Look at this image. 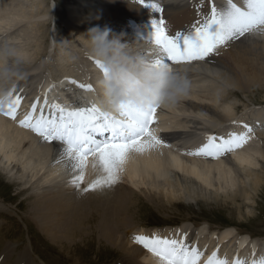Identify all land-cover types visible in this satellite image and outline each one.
Here are the masks:
<instances>
[{"label":"bare ground","instance_id":"obj_1","mask_svg":"<svg viewBox=\"0 0 264 264\" xmlns=\"http://www.w3.org/2000/svg\"><path fill=\"white\" fill-rule=\"evenodd\" d=\"M23 1L25 3L29 0ZM32 1L34 4H25V6L23 3L18 4L13 1L14 6L17 3L20 8H24L22 13L1 12L0 14V45H8L15 51L17 56L10 63H14L16 70L21 74L20 78H13L8 84V91L12 92L14 97L17 94L20 96L19 106L16 108V118L0 115V174L8 182L19 186L23 193L28 192L27 200H32L33 211L40 223L41 233L51 240L60 239L62 241L61 238H63L74 241L77 238L81 240L88 233H84L87 231L85 228L88 227V231L96 230L99 237L106 243L122 252L123 256L117 264H140L138 261L143 264H159L158 258L148 254L147 251V254L144 253L136 245L134 239H130L133 228H129L126 219L136 205L133 202L136 197L134 190H143L142 193L147 191L152 199L156 196L168 203L174 200L185 204H196L199 201L215 202L220 198L234 201V197L240 201L254 203L253 196L257 194L264 183V134L262 137L259 136L258 140V144H262L261 147H249L245 151L225 157L223 160H218L217 157L205 160L203 155L189 153H195L206 143V140H202L201 136L222 128L236 117L233 116L232 105H216L217 98L213 96V92L218 95L223 94L222 98H224L229 95V91L244 94L246 89L263 87L261 98L264 99V37H261L264 30L246 33L244 37L232 42L229 46L221 47L219 51L224 50L228 60L214 54L207 61L210 63L208 65L196 63V67L175 66L174 68L185 72L192 85L195 82L201 84L204 81L205 84L210 80L213 81L216 89L210 86L211 93L206 96L202 95V97L189 92L176 107L167 108L168 114L161 118V125L154 132L157 136L158 131H161L157 137L165 141L167 146L161 145L144 152H131L122 165V170L118 173L117 181L112 186H97L95 191H92L94 188L85 191L87 185L93 184L92 176L95 175L96 180L106 176L98 163V158L88 156L82 171H74L69 167L70 162L61 159L62 147L47 144L35 132L21 129L18 127L17 121L19 123L21 116L25 117L31 111L34 103L37 106V111L33 114L39 115L41 107L45 105L46 98H48V103L60 102L66 107L72 106V103H74L73 106H85L93 103L89 101L99 96L96 81L101 70L97 67L95 60L89 57L88 61L91 59L89 61L91 74L89 76L78 74L77 67L83 61H68L69 54L62 49L52 55L50 62L45 63L46 74H43L41 72L42 63L40 64L38 61L44 55L37 52L41 46L36 44L37 49L34 55L33 52L31 55L27 52L28 50L24 49L25 47L23 48L24 38L20 39V34L14 36L8 34L9 31L16 30L22 19L33 20L45 16V12H42L43 15L40 14L41 5L36 4L37 0ZM92 1L91 4H89L90 2L85 4L90 6L89 10L93 12L94 22L83 19L85 17L81 16L78 11L80 5L76 1H65L68 16L75 23L74 27H78L79 31L77 32L80 33V36H82L81 31H88L92 27H97L98 23L107 22L108 25L113 26L109 29L112 28L114 34L123 33V41L128 43L143 41H140L131 30L126 29L130 26L127 25V22L136 20V18H141L145 22L147 19L151 21L158 19L159 12L147 9L149 3L159 5L163 9L164 18L176 15L177 23L174 25V32L189 30L197 19L203 20V17L210 11L208 0H192L190 3H187L186 0H177V3H172L171 0H160V2L144 0V3H140L139 0H126L125 3L117 2V0ZM216 2L219 5L227 4V0H216ZM233 2L242 7L245 0H233ZM201 6L202 11L198 15V8ZM41 7L43 8V6ZM55 7L56 5H54V9ZM86 10L88 11V9ZM37 23L38 21L31 24L35 28L34 33L38 26L42 27L44 32L48 26L47 21L43 22L41 26ZM140 27L152 29L151 26L142 23H140ZM71 31L73 32V30ZM81 38L87 44L86 38L84 36ZM57 39L54 37L51 44L53 45L54 41L60 44ZM144 44L149 51L155 49L152 44L145 42ZM26 45L28 46V43ZM85 59L87 60V58ZM206 79L208 80L206 81ZM71 81L76 83H71ZM80 84L91 85L92 90L85 91L78 87ZM25 91H31V93L24 97ZM29 100L30 102H28ZM18 108L21 112L18 111ZM248 112L246 111L244 115H247ZM256 115L264 117V110L252 114V117ZM242 129L245 131L246 128ZM235 134L239 135V133ZM74 176H80V181L84 180L85 184V188H83L84 185L83 187L79 186L81 192L78 191L77 195H73L70 191L66 192L62 188L64 182L66 184L73 182ZM189 226H191L190 223L184 225L181 231L188 232L189 228L187 227ZM207 226L204 225L201 227L202 231L198 232L199 237H202L201 242L207 241L204 231L211 235L221 236V241L230 237L237 238L239 245L248 241L246 237H238L233 228H226L216 233L211 232ZM134 234L135 236H146L143 235L144 233L135 232ZM255 244L264 249L263 239L255 241ZM229 245L231 242L223 246L222 249L225 251ZM209 249L212 247L210 246ZM12 255L13 250L7 246L0 257V264L8 263ZM15 262L17 264H32L27 251L19 253Z\"/></svg>","mask_w":264,"mask_h":264},{"label":"rangeland","instance_id":"obj_2","mask_svg":"<svg viewBox=\"0 0 264 264\" xmlns=\"http://www.w3.org/2000/svg\"><path fill=\"white\" fill-rule=\"evenodd\" d=\"M13 1L18 2V4L23 3L24 6L25 4H34V1L32 0L25 3L23 0H19L21 2L18 0ZM13 1L0 0V14L1 12L22 13L24 11V8H20L17 3H15L14 6ZM65 1L68 0H37L36 4L43 6V8L40 6L41 9L39 12L42 15L45 12V16L33 20L22 19L23 21L21 20L19 25L16 27V30L9 31L8 34L10 36L20 34V37H18L20 39L24 38L23 48L25 47L24 49H26V51L28 50L27 52L30 54L33 52L32 54L34 55L35 50L37 49L36 44L41 46L37 52L44 55L43 58L38 61L40 64L42 63L41 72L43 74H46L44 70V68H46L45 63L51 61V57L54 53L60 52L64 49L69 54V58L67 59L68 61H83L82 64L77 67L78 74L89 76L91 74L89 72V70H91L89 61L91 59L88 61L89 56L86 55L87 44L84 43L81 38L82 36H80V33L77 32L79 31L78 27H74L75 23H73L70 16H68V8L65 7ZM72 1H76L80 5L78 11L81 13V16L86 18H83L84 20L94 22L93 12L89 10L90 6L85 4L87 2H90L89 4H91V2H93L92 0ZM101 1L110 2L112 0ZM119 1L120 3L126 2V0H117V2ZM158 1L160 2V0ZM212 1L215 2L216 0ZM171 2L177 3V0H175V2L174 0H171ZM54 5H56L57 8L55 7L54 9ZM19 9L20 11H18ZM86 9H88V11ZM175 17L176 15L174 14L171 18L166 17L167 21L165 20L166 23L168 22L172 24L173 29L174 25L177 23V18ZM136 20L142 24L152 26L153 20L151 21L150 19H147V22L143 21L141 18H136ZM157 20H159V18ZM36 21H38L37 24H40V26L43 22L47 21L48 26L44 29V32L43 28L38 26V28H36V33H34L35 28L31 24ZM106 24L107 22H102L101 24L98 23L97 26L100 28L113 27L111 24ZM71 30H73V32ZM86 32V30L81 31V35ZM111 32L113 33L112 28ZM262 36L264 37V34H262L261 37ZM54 37L58 38L57 40L60 44H58L57 41H54L55 44H51ZM25 42L26 44L28 43L30 48L25 44ZM219 50L220 49H218L215 55L219 58L228 60V56H225V51ZM85 58H87V60ZM85 60L86 63H84ZM91 76L93 77V75ZM207 80L208 79H206V81ZM204 82L201 84L198 82H195V84L193 83V85L191 84L192 87H190V93H194L202 97V95L206 96L208 93H211L210 86L216 89L213 81L208 80L205 84ZM260 89L252 87L249 90L246 89L244 94L241 92L229 91V95L224 98H222L223 94L218 95L216 92H213V96L217 98V106L224 104L232 105L234 108L233 116H236L235 118L237 119H235L234 122H236L243 119L242 115H244L246 111L252 110L256 112L257 109L259 111L262 108L264 109V99L261 98V95H263V87ZM31 91L29 93H31ZM25 92L28 93L27 91ZM26 93L24 95H26ZM248 120H252V118H247L246 121ZM219 129L221 128H218L217 130ZM83 181L84 180H82V182L79 181V184H73V182H67L66 184V182H64L65 184L62 188L66 190V192L70 191L73 195H77L79 193L78 191L81 190L79 186L83 187L84 185L83 188H85ZM94 181H96L95 175L92 176V182ZM122 184L128 186L124 182H122ZM86 187L88 190L92 189L89 188V185ZM92 191H95V188L94 190L92 189ZM134 191L136 197L133 202H135L136 205L132 208L131 214L128 215V218L126 219V223L127 225L129 224V228H133L132 233H144V229L148 230L152 227L170 225L184 226L192 223L202 227L204 225H208V228L214 231H221L230 227L233 228L235 232L242 235L264 238V183L261 185V189L257 192V194L253 196L254 203L250 202L252 204H250L249 201H240L237 197H234V201L231 199L225 200L220 198V200L215 202L199 201L196 204H185L183 202H175L174 200L168 203L156 196L152 199L146 190V193H142L143 190ZM28 196V192L23 193L19 186L8 182L5 177L0 174V257L7 246L13 250V255L8 263L6 262V264H9V262H12L13 260L15 262L18 254L24 251L28 252L29 257L32 260V264H117V262L120 261V258L123 256L122 252L113 245L106 243L104 239L99 237L96 230H92L91 232L88 231V227L85 228L87 231L84 233L90 232V234L86 233L81 240L77 238L74 241H69L61 238V241L60 239L51 240L46 237L39 230L40 223L37 220V217H35V212L33 211L31 203L32 200H27ZM32 199L34 200L33 197ZM138 262L143 264L141 261Z\"/></svg>","mask_w":264,"mask_h":264},{"label":"snow or ice","instance_id":"obj_3","mask_svg":"<svg viewBox=\"0 0 264 264\" xmlns=\"http://www.w3.org/2000/svg\"><path fill=\"white\" fill-rule=\"evenodd\" d=\"M139 2L144 3V0ZM209 3V13L203 20L197 19L187 31L172 34L166 30L163 18L152 21V44L156 50L154 64L171 66L193 61L207 62L221 47L229 46L246 33L264 30V0H245L242 7L233 0H227V6L220 9L211 0ZM149 6L156 12L162 11L155 3H149ZM200 11L202 6L198 8V15ZM95 63L100 68L99 62ZM78 87L85 91L92 90L91 85L80 84ZM19 102L20 96L17 94L14 97L9 92L5 100H0V107H5L6 104L4 114L15 119ZM47 103L45 100V104ZM50 107L54 111L49 115H44L43 109L39 115H34L37 106L32 104L31 111L19 124L30 128L45 142L61 143L64 146L61 159L70 162L69 167L74 171H82L89 155L97 157L106 176L89 185L90 189L112 186L131 152L167 146L150 129L155 120V107L138 111L122 105L116 115L101 111L95 104L65 107L53 102ZM245 128L246 133H231L226 139L217 140L216 137L209 136L205 144L195 153L189 154L212 158L223 156L246 142L252 129L247 125ZM80 179V176H74L73 184H77ZM133 239L158 257L159 264H199L203 255L197 246L188 245L183 238L177 240L153 235L134 236ZM204 264H228V261L218 258L214 251ZM233 264H264V257L251 262L235 259Z\"/></svg>","mask_w":264,"mask_h":264},{"label":"clouds","instance_id":"obj_4","mask_svg":"<svg viewBox=\"0 0 264 264\" xmlns=\"http://www.w3.org/2000/svg\"><path fill=\"white\" fill-rule=\"evenodd\" d=\"M87 41L86 55L98 61L96 81L99 96L92 101L101 111L116 115L120 106L144 111L150 108L176 107L190 92L191 83L181 69L154 64L156 50L144 42L123 41V33L92 27L82 34ZM17 54L8 45H0V100L8 96V84L20 78L14 63Z\"/></svg>","mask_w":264,"mask_h":264}]
</instances>
